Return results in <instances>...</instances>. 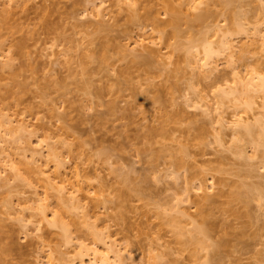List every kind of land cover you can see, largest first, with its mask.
I'll return each mask as SVG.
<instances>
[{
    "label": "rangeland",
    "instance_id": "rangeland-1",
    "mask_svg": "<svg viewBox=\"0 0 264 264\" xmlns=\"http://www.w3.org/2000/svg\"><path fill=\"white\" fill-rule=\"evenodd\" d=\"M262 78L264 0H0V264H264Z\"/></svg>",
    "mask_w": 264,
    "mask_h": 264
},
{
    "label": "bare ground",
    "instance_id": "bare-ground-1",
    "mask_svg": "<svg viewBox=\"0 0 264 264\" xmlns=\"http://www.w3.org/2000/svg\"><path fill=\"white\" fill-rule=\"evenodd\" d=\"M44 9H45V8H44ZM43 11H44V10H43ZM45 11H46V10H45ZM45 11H44V12H45ZM48 11H49V10H48ZM46 13H47V11H46ZM49 14H50V13H49ZM49 14L45 15L44 18L47 19L46 16H48ZM5 15H6V14H5ZM10 16H11V15H10ZM10 16L7 15L8 18H9ZM12 16H13V15H12ZM12 16H11V18H12L11 21H13V20L15 19V18L13 19ZM23 16H25V14H23ZM21 17H22V16H21ZM8 20H10V19H8ZM11 21H9V22H11ZM171 22H172V20H169V21H168V23H171ZM43 24H44V23H43ZM41 25H42V24H41ZM44 25H45V24H44ZM42 27H43V26H42ZM44 28H46V27H44ZM97 28H99V27L97 26ZM97 28H96V29H97ZM102 28H103V27H102ZM41 29H42V28H41ZM46 29H47V28H46ZM46 29H45V31L48 30V29H47V30H46ZM100 29H101V27H100ZM103 29H104V28H103ZM101 30H102V29H101ZM96 31H97V30H96ZM99 31H100V30H99ZM41 32H42V31H41ZM24 42H25V41H24ZM21 44H22V43H21ZM21 44H20V45H21ZM25 44H26V43H25ZM20 45H19V46H20ZM24 48H25V47H24ZM145 58H146V57H145ZM148 59H149V56H148ZM141 60L144 61L145 59L143 58V59H141ZM146 60H147V58H146ZM146 60H145V61H146ZM137 61H138V62H142V61H140V60H137ZM137 61H136L135 63H138ZM145 61H144V63H146ZM25 66H26V65H25ZM29 67H30V66H29ZM30 70H31V69H30ZM31 71H32V70H31ZM34 72H35V71H34ZM262 80H263V82H262L261 85H262V87H264V78H262ZM236 120H237V118H236ZM237 123L239 124L240 121H239V122L237 121ZM241 123H242V121H241ZM236 125H237V124H236ZM237 127H238V125H237ZM235 128H236V127H235ZM247 129H249V128H247ZM237 131H238V129H237ZM202 231H203V229H202ZM115 256H116V255H115ZM119 256H120V255H119ZM120 257H121V256H120ZM105 259H107V258H105ZM105 259H104V262L106 261ZM117 259H119V258H117ZM121 259H122V257H121ZM121 259H120V260H121ZM102 260H103V259H102ZM122 260H123V259H122Z\"/></svg>",
    "mask_w": 264,
    "mask_h": 264
}]
</instances>
